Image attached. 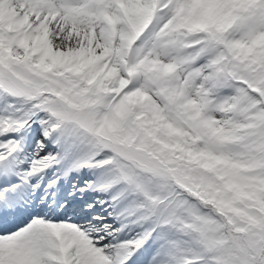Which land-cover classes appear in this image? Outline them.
Returning <instances> with one entry per match:
<instances>
[{
  "label": "snow or ice",
  "instance_id": "obj_1",
  "mask_svg": "<svg viewBox=\"0 0 264 264\" xmlns=\"http://www.w3.org/2000/svg\"><path fill=\"white\" fill-rule=\"evenodd\" d=\"M0 264H264V0H0Z\"/></svg>",
  "mask_w": 264,
  "mask_h": 264
}]
</instances>
